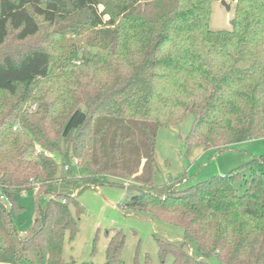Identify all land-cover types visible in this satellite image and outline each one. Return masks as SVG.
Masks as SVG:
<instances>
[{
    "label": "trees",
    "instance_id": "16d2710c",
    "mask_svg": "<svg viewBox=\"0 0 264 264\" xmlns=\"http://www.w3.org/2000/svg\"><path fill=\"white\" fill-rule=\"evenodd\" d=\"M214 1L0 0V195L12 204L0 202V264H87L62 248L79 193L99 185L183 229L181 242L156 238L162 264H264V175L244 177L254 162L185 189L152 184L157 132L187 114L188 149L264 138V0H237L229 31L210 30ZM33 190L47 200L22 232L16 197ZM123 246L117 232L104 264H123Z\"/></svg>",
    "mask_w": 264,
    "mask_h": 264
},
{
    "label": "rangeland",
    "instance_id": "374dc122",
    "mask_svg": "<svg viewBox=\"0 0 264 264\" xmlns=\"http://www.w3.org/2000/svg\"><path fill=\"white\" fill-rule=\"evenodd\" d=\"M237 0H220L211 4L209 28L212 31L231 30ZM222 2L225 3L222 4ZM226 6H229L227 9ZM193 123L191 114L185 115L177 125L161 127L157 132L155 160L157 171L152 176L154 186L175 185L185 189L215 176L229 173L254 162L252 170L245 169L244 177L251 174L264 175V138L245 140L221 149H188L185 139ZM57 163L59 156H53ZM242 193L244 185H235ZM128 197L126 189L119 186L99 185L82 190L77 200L83 211L76 216L77 233L73 238L65 237L62 259L65 262L104 264L106 248L111 237L117 232L124 239L121 252L123 264H162L156 238L181 242L184 232L181 227L159 218L136 212L124 207ZM47 197L37 198L33 191H26L16 197L20 215H13L19 230L27 231L32 226L38 207H44ZM187 248L196 254L193 241H187ZM173 257L166 256L163 264H171ZM211 264H220L215 258Z\"/></svg>",
    "mask_w": 264,
    "mask_h": 264
},
{
    "label": "built area",
    "instance_id": "2783aa9c",
    "mask_svg": "<svg viewBox=\"0 0 264 264\" xmlns=\"http://www.w3.org/2000/svg\"><path fill=\"white\" fill-rule=\"evenodd\" d=\"M38 152L40 151V150H37ZM0 202L2 203V204H4V206L6 207V208H8V209H10L11 208V206H12V204H11V201H9L6 197H4L3 195H0Z\"/></svg>",
    "mask_w": 264,
    "mask_h": 264
},
{
    "label": "water",
    "instance_id": "95a60500",
    "mask_svg": "<svg viewBox=\"0 0 264 264\" xmlns=\"http://www.w3.org/2000/svg\"><path fill=\"white\" fill-rule=\"evenodd\" d=\"M222 4H224L225 5V3L224 2H222ZM227 7V9H229V6H226Z\"/></svg>",
    "mask_w": 264,
    "mask_h": 264
}]
</instances>
